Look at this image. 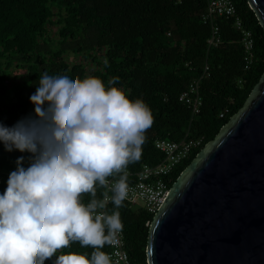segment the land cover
I'll return each mask as SVG.
<instances>
[{
  "label": "trees",
  "instance_id": "obj_1",
  "mask_svg": "<svg viewBox=\"0 0 264 264\" xmlns=\"http://www.w3.org/2000/svg\"><path fill=\"white\" fill-rule=\"evenodd\" d=\"M232 1L254 38L253 63L248 70L244 68L243 36L233 19H216L220 41L209 46L211 27L203 21L204 0H0V122L11 127L35 115L30 96L45 71L71 78L95 76L106 84L119 77L115 86L127 91L131 99L142 98L154 117L140 158L126 169L131 173L126 183L134 182L144 165L162 159L155 147L157 139H202L172 173V187L244 106L264 74V27L248 0ZM51 26H57L55 32ZM14 68L24 69L18 75L20 82L10 78ZM195 81L202 104L193 114L179 98ZM31 155L9 152L0 142V193L16 170L17 159L25 157L23 166L28 167ZM103 192L98 188L97 197L102 198ZM89 200L85 195L84 202ZM106 206L114 209L111 201ZM119 212L130 260L148 264L154 214L126 200ZM107 249L106 244L102 250ZM92 251L78 242L63 249L65 253ZM56 258L45 264H53Z\"/></svg>",
  "mask_w": 264,
  "mask_h": 264
},
{
  "label": "clouds",
  "instance_id": "obj_2",
  "mask_svg": "<svg viewBox=\"0 0 264 264\" xmlns=\"http://www.w3.org/2000/svg\"><path fill=\"white\" fill-rule=\"evenodd\" d=\"M118 80L45 71L30 96L35 115L11 127L0 122L5 149L32 154L28 167L17 159L0 193V264H45L54 256L53 264H112L102 249L123 229L126 169L154 122L144 100L131 99ZM77 242L93 251L63 252Z\"/></svg>",
  "mask_w": 264,
  "mask_h": 264
},
{
  "label": "water",
  "instance_id": "obj_3",
  "mask_svg": "<svg viewBox=\"0 0 264 264\" xmlns=\"http://www.w3.org/2000/svg\"><path fill=\"white\" fill-rule=\"evenodd\" d=\"M248 3L264 27V0ZM150 226L148 264H264V74Z\"/></svg>",
  "mask_w": 264,
  "mask_h": 264
},
{
  "label": "built area",
  "instance_id": "obj_4",
  "mask_svg": "<svg viewBox=\"0 0 264 264\" xmlns=\"http://www.w3.org/2000/svg\"><path fill=\"white\" fill-rule=\"evenodd\" d=\"M206 2V12L203 15V21L210 24L211 35L208 39L209 46L217 45L220 41L219 25L216 22L218 17H225L234 20V25L242 33V44L244 46V68L248 70L253 63L254 38L248 29L243 25L240 16L237 14L236 7L232 0H204ZM208 66H205V70ZM180 101H183L191 109L192 113L200 111L202 104L201 96L198 89V81L190 84L188 89L181 93ZM226 111H223L222 117ZM201 138L184 137L179 141L168 139H157L155 147L162 153V159L155 165H144L137 172V179L134 182L127 183L128 195L126 201L136 208L146 209L148 212L155 214L163 203L167 193L169 192V182L172 173L186 160L192 152L201 143ZM127 171V170H126ZM131 173L127 171V176ZM119 177H110V182ZM111 193H109V202ZM103 198V196H102ZM140 200L143 205L136 204ZM108 202V203H109ZM107 203V204H108ZM114 209L106 206L105 211L109 214ZM124 231L118 232L113 237V243L108 245L107 253L111 257L112 264H137L130 260L129 254L125 248Z\"/></svg>",
  "mask_w": 264,
  "mask_h": 264
},
{
  "label": "rangeland",
  "instance_id": "obj_5",
  "mask_svg": "<svg viewBox=\"0 0 264 264\" xmlns=\"http://www.w3.org/2000/svg\"><path fill=\"white\" fill-rule=\"evenodd\" d=\"M56 29H57V26H51V32H55ZM23 71L24 69H16V68L11 69L10 78H12V80L15 82H20L18 75L20 74V72L22 73ZM136 204L142 206L143 202L140 200H137Z\"/></svg>",
  "mask_w": 264,
  "mask_h": 264
},
{
  "label": "bare ground",
  "instance_id": "obj_6",
  "mask_svg": "<svg viewBox=\"0 0 264 264\" xmlns=\"http://www.w3.org/2000/svg\"><path fill=\"white\" fill-rule=\"evenodd\" d=\"M155 215V214H154Z\"/></svg>",
  "mask_w": 264,
  "mask_h": 264
}]
</instances>
